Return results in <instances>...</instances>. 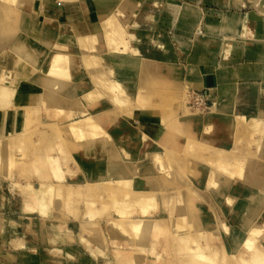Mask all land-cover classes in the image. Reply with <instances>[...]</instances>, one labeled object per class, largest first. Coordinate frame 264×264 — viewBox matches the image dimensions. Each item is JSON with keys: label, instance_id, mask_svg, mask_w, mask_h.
Listing matches in <instances>:
<instances>
[{"label": "bare ground", "instance_id": "6f19581e", "mask_svg": "<svg viewBox=\"0 0 264 264\" xmlns=\"http://www.w3.org/2000/svg\"><path fill=\"white\" fill-rule=\"evenodd\" d=\"M58 1L71 7L79 0ZM167 3L165 6L175 20L184 16L199 18L197 12L180 3ZM98 4L97 13L87 14L74 25L68 22L66 27L57 28L56 34H66L68 38L60 36L61 40L49 46L54 39L53 26L64 22L65 12L49 14L44 0H0V45L12 42L18 26L34 36L40 32L41 36L37 37L38 46L27 43V38L13 40L8 75L3 70L6 62L0 61V168L4 165L9 173L12 167L20 172L26 168L35 172L33 176L39 184L14 185L32 203L40 204V233L47 229L58 237L72 235L65 222L49 220L50 211H44L49 208L47 204L65 197V202L73 205L76 217L81 216V204L88 208L93 203L98 208L106 207L104 214L88 217L77 239L65 236L67 241L76 240L91 253L93 257L86 256L87 260L158 264L168 255L169 247L179 246L183 252L177 264H221L223 249L234 256L233 264H264V217L258 216L264 207V171L257 174L261 166L245 174L243 171L251 157L264 158L258 140L253 139L264 132L260 118L264 113L258 117L251 115L250 120L241 112L236 116L222 114L213 100V106L204 109L205 114L198 118L185 111L178 99L172 103L178 107L180 119L162 112L166 101L149 88L159 78H177L184 66L148 57L150 47L167 50L161 35L140 30L135 21L128 29L117 15L106 14L105 0H98ZM40 22L45 24L41 31ZM196 28L194 37L200 38ZM207 30L211 34L219 32L210 23ZM146 38L148 46L142 50ZM245 41L246 48L258 51L251 46L256 40ZM222 42L209 37L201 45L214 56L229 50L231 43ZM39 88L45 92L40 99L36 96ZM26 97L29 99L23 100ZM96 101L99 104L95 105ZM112 106L114 111L108 110ZM139 115L158 120L157 124L167 126L168 130L155 127L152 122L148 133L154 134L156 141L152 135L145 136L141 127L147 132L148 126L133 120ZM121 116L126 119H120ZM218 123L223 124L222 131L228 135L223 140L232 139L229 147L214 138ZM237 126L243 129L247 140L235 139ZM195 128L203 129L196 135L190 134ZM113 131L116 134H111ZM159 134L162 137L158 139ZM182 134L189 135L175 141ZM152 143L160 149L154 156L155 166H150L151 156L141 157V149ZM253 143L258 148L251 150ZM240 147L245 151L241 156ZM187 158L199 160L204 166L188 162ZM84 171L89 179L83 176ZM255 187L260 192H255ZM209 195L219 202L213 204ZM219 204L226 208L229 205L232 228L223 217L215 216L222 208ZM6 220L0 218V225L4 221L11 224L17 234L34 230V223L28 224L27 220ZM209 226L219 227L229 237L214 241ZM198 227L206 228V238L196 230ZM195 235L199 237L194 238ZM80 259L84 261L82 256Z\"/></svg>", "mask_w": 264, "mask_h": 264}, {"label": "rangeland", "instance_id": "374dc122", "mask_svg": "<svg viewBox=\"0 0 264 264\" xmlns=\"http://www.w3.org/2000/svg\"><path fill=\"white\" fill-rule=\"evenodd\" d=\"M44 1H46V0H44ZM96 1L98 3V0H96ZM155 1L161 2L162 0H155ZM173 1H176V0H168V2H173ZM183 1H185V0H181V2H183ZM105 2L109 6L113 7V10L111 12L110 11L107 12L106 14L108 16L117 15L121 24L123 26H125L126 28L130 29L129 26L134 24V21H135L134 19L136 16L137 8L139 6H142L143 3L145 2V0H105ZM193 2H194V0H193ZM188 3H190V1ZM142 8L143 7L140 8L137 16L139 14H141ZM127 11L131 12V14H130L131 16L129 17L130 18L129 21H125V19H124ZM155 14H156L155 15L156 16L155 17L156 23L161 24L160 27L158 28V31L160 33H162V35H164V38H162L163 42L168 43L173 38L174 35L182 36V34H181L182 32H180L181 27L178 25L177 26L175 25V27H174V24L178 23V21L174 22V16L166 8L165 2L161 3L160 5L155 6ZM169 20H172V22L174 23V24L172 23L173 24L172 26L168 25ZM40 23H41V26H40V31H41L42 28L45 27V24H43L42 22H40ZM55 24H56V22H55ZM57 28L60 29V26H58V25L53 26L52 37L54 39L51 42H49V46L52 43L56 44V42H55L56 40H61L60 36H63L62 38H68L66 34L65 35L64 34L60 35V33L56 34ZM17 29H18V31L14 32L15 37L13 38V40L16 38H18V39L19 38L20 39L21 38L22 39L27 38L26 39L27 43H29V44L31 43L35 46L40 45V42L38 40V38L41 37V36H39L40 32L36 33L34 36V35L29 34L28 31L26 30V28L18 26ZM155 29H156V27H155ZM195 32H198L202 39H205L206 37L209 38L210 34H211L207 30V28L205 30V28H201L200 26L198 27V29L196 28ZM222 34H223V37L225 38V42L223 41L222 44L223 43L224 44L232 43V42H229V41H231V39L228 38V36H230L229 34H231V33H222ZM72 37H73V35H72ZM74 37H76V35H74ZM13 40L10 44L5 43L3 45H0V61H2V63L6 62L5 64H7V65L9 64V62H12V57H13L12 52L13 51L10 49V47L13 46V44H14ZM65 40H67V39H65ZM146 40H147V38L145 39V41ZM23 43L24 42L21 41V44H23ZM251 44H252L251 46L256 47V49L254 48L255 50H258L257 45H259V44H261V45L263 44L262 46L264 48V42L260 43L259 41H257V42H255V44L254 43H251ZM197 45H199V43H197V42L192 44L191 48L194 50V53L198 49V48H196ZM263 48L261 51H264ZM52 49L55 50V45L53 46ZM53 50H48V52L51 51V53H52V52H54ZM77 50L78 49L76 48L75 51H77ZM153 50L154 51H152L151 54L162 52V50L157 46H155L153 48ZM158 50H160L161 52H159ZM48 52H47V55H48ZM72 53H74V50H72ZM200 54L201 53L199 51H197V53L195 55L198 56ZM48 57H49V55H48ZM48 57H47V59H48ZM188 70L189 71L190 70L195 71L194 67L191 65L189 66ZM173 79L174 78H170V77L159 78L157 80H154L155 85H153L152 88H149L150 92H152L153 94L156 93L158 95L163 96L164 101H166V103H165L166 106L163 105L165 107L162 106V108H161V109H165V111H162V112L170 113L172 115L173 119H176V117L180 119L179 109L176 106V104L172 103L173 99H178L179 102L181 100L180 103L182 104V108H184V109L186 108L185 111H187L188 113L191 112L190 113L191 115H196L198 118L203 117L205 112L207 110H209V108L212 107V103L210 102V99H209V96H210L209 92L194 90L193 85H191L192 89L185 87V88H183V90L181 92H177V91L173 90L171 87V84H172L171 82ZM30 80L33 83L36 82L35 78H32ZM211 94L215 95V92H211ZM239 94H240V92H239ZM196 97H198V98H196ZM194 98H196V100ZM103 101L105 102V100H103ZM99 102L96 101V102H94V104L95 105H96V103L99 104ZM197 105H199V106H197ZM194 107H196L197 110ZM94 109H96V108H94ZM108 110L114 111V106H112ZM167 111H169V112H167ZM196 112H198V113H196ZM218 112H220V110ZM157 114L158 113H155V117H158ZM250 116H251V114L245 115V117H247L249 120H250ZM258 116L259 115L257 114V117ZM120 119L123 120V119H126V117L121 116ZM136 119H137L136 117L133 118L135 123H138V122H136ZM99 120H101V119H99ZM152 122L155 123V127L159 126L161 128H164L165 130H168L167 126H165L163 124H161V125L157 124L158 120L152 119ZM49 123L58 124L57 122H49ZM43 124H48V122H44ZM108 124L111 125L113 123H110V121H108ZM59 125H61V123H59ZM216 127L217 128H216L215 133H214V138L218 139L219 143H223L222 142V141H224L223 138L228 137V135L223 132L224 128H223L222 123H218L216 125ZM202 129L203 128H195L193 131L190 132V134L193 133V135L194 134L196 135V133L197 134L200 133ZM141 130L143 131L145 136L151 137L152 134L146 132L143 129V127H141ZM235 133L237 134V137H238V138H235L236 140H239V141L240 140H247V139H245V138H247V135H245V132L243 131V129L241 127L237 126V128H235ZM111 134H116V132L113 131ZM180 135L175 137V141H177V142L182 141L183 139L188 137L187 135H189V134H182L183 136H180ZM197 137H198V135H197ZM235 139H234V141H235ZM253 139L258 140L257 145L259 142L258 146L260 148L262 147L261 149H262V152L264 153V132H261V133L257 134L256 136H253ZM224 142L226 143L227 147H229L230 146L229 144L232 142V139H231V142L230 141L229 142L224 141ZM155 145H156V143L155 144L152 143L149 147H146L145 149H141L142 150L141 157H144V156H146V158H148V156L152 157V162L150 163V166H155V163L153 162V160H154V156L156 155V154L151 155V150H153L155 148V150L160 151V149H158V148L156 149ZM258 146H255L253 143L251 150L258 148ZM157 151H155V153ZM244 152H245L244 149H242L240 152V156L243 155L242 153H244ZM31 153H33V151H31ZM263 153H261V154H263ZM236 155H238V154H236ZM256 157H254V158L251 157L248 160V162L245 163V167L243 170L244 174H245V172L247 173V171L251 172L250 171V170H252L251 168L259 167V166H261V169H259L257 174L258 175L263 174L264 160H262V159H264V158H256ZM188 160H189L188 162H193V163L195 162L198 165L204 166V163H201V161H199V160H194L193 158H189ZM11 170H12L11 173H9L10 171H8L6 168H4V165H3V167L0 168V218H6L7 219L6 221L9 220V222L12 219L27 220L28 224L34 223V227H33L34 230L31 231L30 233L17 234V232L11 228V224L7 225L4 221L3 223H5V224L2 223V226L0 225V228H1V230H0V264H108L104 261H96V262L91 261L94 258H90L87 260L86 256H92L91 253L88 250H86V248H82L76 240H72L70 242L67 241V239H65V236L66 235L70 236V234H66L63 237H58V236H54V233L50 230H47V229H46L47 231L44 229L45 230V232L43 231L44 234H41L40 230H41V227L43 226V221H42L43 218L41 217L42 215L40 216V214H42L43 211H41L40 204L32 203V199L29 197H25V195H23L21 193V191L19 190V187L14 185L17 183L18 184H26V183L39 184V182H37L38 178L33 176V174H35V172L31 168H26L25 171L23 170L24 172L23 171L20 172L19 168H17V167H14V168L12 167ZM196 174H199V173H196ZM194 175H195V173H194ZM248 175H250V173ZM27 176H29V177H27ZM160 177H163V176L161 175ZM50 183H52V182H47L45 184H50ZM228 185L229 186L227 189H229V187L232 185V182ZM255 189H256L255 192H260V189L258 187L257 188L255 187ZM199 190H201V189H199ZM209 198L211 199V201H214L213 204H217L219 202V201L216 202L215 199L214 198L212 199L211 196ZM27 200H28V202H27ZM184 203H182L183 204L182 207L184 206ZM47 205H49V208L48 209L44 208V211H50V215L48 216L49 220H51L55 223L56 222L59 223L62 221L65 222L72 232V235L70 237L75 238V239H77L78 235L81 232L82 225L85 224V222L89 216L95 217L99 214H104L106 212L105 206L98 208V206L95 203H93L90 206L91 208H88L87 204H81L80 205L81 216L76 217V215L74 213H72L73 205L66 203L65 197L62 198L61 200H59L58 202H53V203H50ZM219 205L221 206V204H219ZM228 206L226 208L225 205L222 204V206H221L222 208L218 212L215 213V216L221 217V218L223 217V219L225 221H227L228 224L230 225L229 227L232 228L233 223H231L230 220H228L229 219L228 217L231 216L233 213L229 210ZM258 216L264 217V207L261 209V212L259 213ZM216 217H215V220H216ZM105 219L106 218H103V219H101V221L104 222ZM196 230L201 231L202 233L203 232L205 233L206 228H202L200 230V227H198ZM17 231H19V230H17ZM209 231H211L212 234L215 235V237L213 239L214 241L222 239V238L225 239V238L229 237L227 234L222 233V229H220L217 226H215V227L209 226L208 232ZM2 232H4V233L1 234ZM196 237H199V236L195 235L194 238H196ZM204 237L206 238L207 235L204 234ZM196 240H199V239H196ZM166 245L167 244H165V246ZM161 246L163 247V244H161ZM166 247H168V246H166ZM179 248H181V247H179V246H177V247L174 246V248L169 247L168 255H165L160 260V263H158V264H177L179 262V257H180L179 255H181L183 252V251H179ZM160 249H161V252L163 253V251H162L163 249L159 248V250ZM159 250H158V252H159ZM220 255H221L220 259L222 260L221 264H233L232 258L234 256L231 253L226 252L223 249V250H221ZM80 256H82L84 261H82L80 259Z\"/></svg>", "mask_w": 264, "mask_h": 264}, {"label": "crops", "instance_id": "0c3cea01", "mask_svg": "<svg viewBox=\"0 0 264 264\" xmlns=\"http://www.w3.org/2000/svg\"><path fill=\"white\" fill-rule=\"evenodd\" d=\"M189 1L190 3H188ZM163 2H165V5L168 4V0H162L161 2L145 0L143 5L137 8L138 14L140 8L143 7L141 14L138 15L139 17L136 14L134 19L137 28L139 27L144 32L159 33L161 38H164V35L158 31L161 24L156 23L155 18V6ZM173 2L194 10L198 13L199 18L190 19L184 16L180 20H175L174 17V22L178 21L176 24L169 20V26L174 24V27L175 25L181 27L182 36L174 35L168 43L162 40L167 47L166 51L161 52L162 54H151L154 51L153 47H150L148 52L150 55L146 54L153 59L171 60L184 66L178 73L177 78L172 80V89L181 92L185 87L192 89L191 85H193L194 90L207 91L210 94L209 99L212 106L214 104L213 100H215L218 104L217 110H220L219 113L222 114L236 116L240 112L244 115L264 113V51H261L263 46L261 44L257 45L259 51H254L250 47L246 48L244 44L246 43L245 40L264 42V0H194V2L193 0L183 2L176 0ZM44 3L49 6L48 12L51 15H56L57 12L66 13L64 22L60 24L61 28H64L68 22L74 25L79 19L86 18L87 14L97 13L100 9L96 0H79L70 5L71 7L68 4H62L58 0H46ZM104 10L111 12L113 7L108 5ZM130 14V11L126 12L125 21H129ZM208 23L219 29L218 33L210 34V37L215 38L216 41L225 42L222 33H226L224 31L231 33L228 38L231 39L232 43L226 53L222 51L214 56L209 55L204 46L201 45L203 41L208 40V37L205 39H202L201 36L200 38L194 37V29L200 26L206 30V28L208 29ZM196 42L199 45H197L196 48L198 49L194 53L191 47ZM147 43L143 40L142 50L148 46ZM197 51L201 53L198 56L195 55ZM128 57L131 58L130 55ZM190 65L195 70L192 74L188 70ZM10 66L11 63L9 62L8 65L6 64V68L3 69L5 75L10 73ZM39 89L36 96L40 99L43 92L42 89L41 91ZM211 92H215V95ZM28 99L26 97L23 100ZM260 118L264 121V115ZM137 121L140 125L148 126L147 129L149 130L147 132L150 129L152 130V119L150 117L139 115ZM161 135L159 134L156 138L159 139L162 137ZM152 139L155 140L154 134ZM155 151H157L155 148L151 150V155L155 154ZM83 176L89 179L87 171L83 172Z\"/></svg>", "mask_w": 264, "mask_h": 264}]
</instances>
